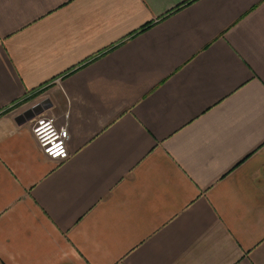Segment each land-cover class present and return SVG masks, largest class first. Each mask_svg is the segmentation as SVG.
Masks as SVG:
<instances>
[{
  "label": "crops",
  "instance_id": "1",
  "mask_svg": "<svg viewBox=\"0 0 264 264\" xmlns=\"http://www.w3.org/2000/svg\"><path fill=\"white\" fill-rule=\"evenodd\" d=\"M0 264H264V0H0Z\"/></svg>",
  "mask_w": 264,
  "mask_h": 264
},
{
  "label": "built area",
  "instance_id": "2",
  "mask_svg": "<svg viewBox=\"0 0 264 264\" xmlns=\"http://www.w3.org/2000/svg\"><path fill=\"white\" fill-rule=\"evenodd\" d=\"M32 132L45 155L59 161L70 158L69 131L59 126L54 117L42 114L34 118Z\"/></svg>",
  "mask_w": 264,
  "mask_h": 264
},
{
  "label": "trees",
  "instance_id": "3",
  "mask_svg": "<svg viewBox=\"0 0 264 264\" xmlns=\"http://www.w3.org/2000/svg\"><path fill=\"white\" fill-rule=\"evenodd\" d=\"M193 1V0H192ZM191 1H189V2H187V3H190ZM181 7H179L178 9H180ZM178 9H176V10H178ZM151 26V24H149V25H147L145 28H143L141 31H144V30H146L147 28H149ZM37 94H35L34 95V97L35 96H37V95H39L41 92H36Z\"/></svg>",
  "mask_w": 264,
  "mask_h": 264
},
{
  "label": "water",
  "instance_id": "4",
  "mask_svg": "<svg viewBox=\"0 0 264 264\" xmlns=\"http://www.w3.org/2000/svg\"><path fill=\"white\" fill-rule=\"evenodd\" d=\"M33 116H31L30 118H32Z\"/></svg>",
  "mask_w": 264,
  "mask_h": 264
}]
</instances>
